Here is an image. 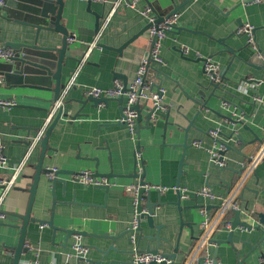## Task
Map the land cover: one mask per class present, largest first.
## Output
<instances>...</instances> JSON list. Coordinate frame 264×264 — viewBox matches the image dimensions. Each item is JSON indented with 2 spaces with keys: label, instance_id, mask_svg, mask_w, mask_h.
<instances>
[{
  "label": "crops",
  "instance_id": "obj_1",
  "mask_svg": "<svg viewBox=\"0 0 264 264\" xmlns=\"http://www.w3.org/2000/svg\"><path fill=\"white\" fill-rule=\"evenodd\" d=\"M116 1H64L62 24L75 38L72 42L75 51L73 56L80 60H67L63 69L62 82L66 85V90L62 92L61 98H65V101L86 99L88 96L85 92L88 88L108 89L116 82L124 83V78L130 85L137 77L141 60L148 57L151 49L148 30L122 49L120 54L114 50L121 48L147 26L136 11L117 9L101 31ZM185 1L142 0L138 6L143 8L154 4L167 10L172 6H180ZM262 1L193 0L179 10L177 28L191 32H170L163 41L161 55L164 65L153 66V73L154 84H160L165 90L162 101L165 107L158 110V119L149 128L146 121H143L140 138L133 137L126 127L116 125L122 111L116 100L102 103L98 109H91V104H88L83 112H90V117L73 122L69 119L60 121L51 134L43 168L74 173L90 171L96 174L98 171L103 176L113 171L118 176L110 178L114 185L105 191L75 182L70 174L59 175V181L65 185L58 182L52 188L47 176L42 175L32 218L43 224L53 221L58 229L53 230L48 223L44 227L38 222L30 223L26 239L28 251L22 255L20 264L34 261L39 264H77L78 258L73 250L76 239L65 230L84 234L81 242L90 250L88 260L99 261L101 254L98 250L112 245L116 249H128L132 252L125 255L111 252L108 257L112 261L119 262L116 264H132L134 250L137 248L139 252L145 253L148 241L143 239L138 243V234L136 244L128 242L134 206L133 197L126 192L125 187L140 184V176L143 174L146 185L168 188L164 192L151 190L152 202L161 201L165 204L156 209L158 216L155 225L161 229L160 236H168L171 241V245L164 244L161 247L160 254H171L179 244L177 264L181 261L185 264L203 230L202 210L205 209L211 217L214 216L228 194L227 184L234 186L239 180L243 163L255 155L264 140V65L258 58L253 59L255 53L248 45L247 36H239L237 33L241 27L239 20H242L243 25L253 26L256 29L254 36L257 45L264 52V0ZM9 2L15 4L18 1ZM95 14L102 16L99 30L96 29ZM20 22L24 20L2 12L0 40L3 46L10 42L34 43L36 30ZM48 37L54 39L50 46L60 48L63 37L45 31H41L38 45L49 46L45 42ZM222 39L224 43H219ZM95 42H98L97 47L91 48ZM223 44L235 53L227 51ZM182 46L190 48V58L181 56L179 49ZM195 52L211 57L221 66V71L230 66L226 76L233 84L224 83L228 93L219 90L214 92L209 85V77L204 72L203 63L194 57ZM0 78L3 81L0 85V98L15 100L17 103L11 109L0 111V143L9 162V168H0V176L11 179L15 174L13 168L26 161L21 172L16 174L15 186L6 194L1 207L7 217L0 220V264H13V248L17 247L21 234L15 226L22 225V221L15 215L24 216L27 211L29 187L41 159V143L34 148L28 160L26 156L49 116L46 110H51L53 105L46 101L52 98L50 92L40 91L35 85L23 86L6 82L1 75ZM245 79H255L258 83L254 89L244 91L238 83ZM213 93L223 97L225 102L211 97ZM204 95L208 100V107L201 111L202 106L197 100H203ZM146 113L145 111L144 114ZM211 129H219V140L233 147V150L225 154L223 170L217 168L211 158L210 152L215 147V142L209 135ZM237 135H240L242 143L236 139ZM232 136L233 139H230ZM185 140L189 146L186 149L188 156L181 171L184 152L181 145ZM138 144L144 169L142 173L136 170L135 174ZM177 186L182 191L186 190L190 197L182 199L181 214L174 205L178 201ZM206 187L211 189L215 199L196 197ZM1 195L0 188V197ZM238 201L239 208L243 209V220L247 216L245 208L255 211V205L264 201V159L246 183ZM226 220H234L232 211ZM246 220L253 226L259 225L257 217ZM182 223L186 225L178 237ZM141 228L145 236L157 233L145 220L141 223ZM104 234L112 236L114 242L98 237ZM229 234L230 230L222 225L213 235L215 245L209 251L215 264H236V253L226 242ZM233 242L242 259L259 242L260 249H255L244 264H264V236L261 232L238 228ZM152 248H155V242L152 243ZM109 262L106 260L104 264Z\"/></svg>",
  "mask_w": 264,
  "mask_h": 264
},
{
  "label": "water",
  "instance_id": "obj_2",
  "mask_svg": "<svg viewBox=\"0 0 264 264\" xmlns=\"http://www.w3.org/2000/svg\"><path fill=\"white\" fill-rule=\"evenodd\" d=\"M18 2L15 4H11L9 0H7V6L0 11V16H2V12H6L7 15H11L15 19H22L24 22H20L24 26L32 27L36 30V35L34 39L33 44H26V43H8L5 47L11 48L16 51V56L8 61H0V75L5 78L6 82H12L14 84L18 85H23V86H38L40 91L44 92H50L52 94L51 100H46L49 103H52L54 105L55 102H57L61 98V94L63 91L66 90V85L63 84L62 82V72L65 67L66 61H74V62H79L80 60L76 57L73 56L74 48L72 47V43L69 42V38L72 36L69 34L68 29L62 24V16H63V8H64V1L65 0H17ZM193 0H186L183 4L180 6H175V7H169L167 10L160 8V6L156 7L154 4H149L153 7L155 13L158 15L159 22L164 21L166 18L177 14L179 10H181L184 6H186L188 3H190ZM256 2V0H253ZM90 2V1H89ZM90 4V3H89ZM96 15V29L99 30V25H100V19L102 18L101 15L95 14ZM240 26H243L242 20H239ZM150 26L147 25L144 30L136 35L134 38H132L129 42L124 44L121 48L119 49H114L116 52L119 54L121 53L122 49H124L128 44L133 42L135 39L139 38L142 36L147 30H149ZM180 30H185V31H190L186 30L184 28L180 29L175 27L172 32H178ZM41 31H45L48 33H56L60 34L63 39H62V44L60 48L52 47L50 46L51 44L54 43V39L51 37H48L45 42L49 46H40L38 45L39 37ZM191 32V31H190ZM256 29H254V35H255ZM239 36H243L240 35ZM256 39V38H255ZM219 43H224L223 39L219 40ZM227 48V51H231V53H235L233 49L229 48L226 46V44H223ZM105 49H111L106 46H102ZM263 52V51H262ZM264 53V52H263ZM184 58V57H183ZM257 56H254L253 59H256ZM263 65V64H262ZM151 67V66H150ZM152 68H154L152 66ZM230 66L227 68H223L221 73L219 74L218 78L214 77L213 79L209 78V85L213 88L214 92L219 90L220 92L228 93V90L224 88V83H229L233 84V82L226 76L227 72L229 71ZM161 75V72L159 73ZM220 79V81H218ZM124 93L129 91V84L127 80L124 78ZM254 82H258L257 80L254 79ZM30 86V87H31ZM153 87L155 88H161L160 84H154ZM257 94V91H255ZM204 99H198L197 102L202 106V109H206L208 106V100H206V96H203ZM211 97H216L220 98V100L225 102L224 98L221 96H217L214 93L211 95ZM65 99V98H64ZM111 100H116L119 102L121 106V117L123 116V111L125 110V96H121L120 98L117 99H96L93 97H87L86 99H72V100H67L63 102L61 105L60 109L58 110L54 120L52 121L51 125L48 127L46 134L41 142V159L39 161V164L36 166V173L33 178V183L29 187V193H30V200H29V205L27 208V211L24 216H18L15 215L20 221H22L21 226H15V228L19 229L21 231L20 237L18 239V244L16 248H13L14 250V263L13 264H20L22 255L25 254L28 251V248L26 246V239H27V230L28 226L30 223L33 222H38L41 225H48L55 231H57L58 228H56L53 224V221H49L46 224H43V222L36 220L35 218H32V209L33 205L37 196L38 188L42 180V175H48L52 173V170L45 169L43 168V162L44 159L47 155V151L49 150V141L51 134L55 127L60 123L62 119H69L70 121H76L79 118L83 117H90L91 113L86 112L84 113L83 111L85 108L90 105L91 109H98L100 104L102 103H109ZM148 104H140L138 103L137 105L134 106V110L137 111L138 117H137V131H136V136L140 138V132L142 127V123L145 120L146 123L149 125L152 124L153 122H156L158 119V110L164 109L165 106H162L159 108L154 107L152 109L147 108ZM47 113H49L51 110L48 109L46 110ZM145 111L147 112L146 114ZM115 125V124H114ZM118 126H123L126 127L125 124L122 123H116ZM233 139V136L230 138ZM236 139L238 142L242 143L240 135L236 136ZM227 145V144H226ZM138 148L136 151L140 152V144L137 146ZM183 148L184 152L182 155L181 159V171L184 166V160L188 156L186 153V149L188 146L187 140L184 141L183 145H181ZM233 150L232 146L227 145V151L222 153L223 156L228 151ZM220 170H223V167L217 166ZM137 173L136 168H135V174ZM241 171L239 172L240 175ZM64 174H70L71 176L74 175V172H66V171H58L55 173V177L53 179H49L48 176V183L51 184L55 188L56 184L59 181L58 177L59 175H64ZM98 177H106L108 179L116 177L118 175H115L113 171L110 172V174H107L105 176L101 175L98 171L95 174ZM120 177H126V176H120ZM141 186H145V174L140 176ZM63 185L64 182H61ZM179 185V184H178ZM228 185V193L230 192L232 186L231 184ZM179 186H177L178 188ZM97 189L105 190L108 191V187H94ZM181 193L178 192V201L174 203V205L178 208L179 213L181 214L182 212V207H181ZM146 202V203H145ZM165 204H163L161 201L154 203L151 200V190H146L145 188H142L139 192V207L138 211L141 213L144 209L147 211L146 214L141 215V222H140V227L138 229V243H140L143 239H146L148 241V246L147 249L145 250V253H151L154 255L160 254V250L162 249L161 247L166 245H171L170 238L168 236L162 237L160 236V227L155 225V220L158 216L157 214V208L164 207ZM256 210L251 211L249 208H245V212L247 213L246 218L243 220V209L241 208L236 211H232L234 213V220L231 222L232 227L230 230V234L228 237V240L226 241L229 243L232 247V250L236 253V264H244V261L246 258H248L255 249H260V244L261 240L255 245L252 246V250L247 254V256L242 259L240 253L234 248V242H233V236L234 233L238 228L246 229L248 231H259L263 234L264 236V229L262 226H264V211L262 212L261 209L264 210V201L260 204L255 205ZM199 211V209H198ZM257 217L259 219V225L258 226H253L252 224H249V222L246 220L248 218H253ZM182 219V217H181ZM146 221L151 229H155L157 233L155 235L151 236H145L143 235V229L141 228V223L143 221ZM184 223L181 224L180 226V233L178 237L181 235V230L184 227ZM191 225H195V223H191ZM66 233H71L72 235L74 234H81L84 236L83 233L81 232H73V231H68L65 230ZM125 236V235H124ZM100 239L103 240H109L114 242V238L108 234H104L101 236H98ZM128 242H132L131 239H128ZM155 242V248H152V243ZM244 243H249L246 241H243ZM178 243V242H177ZM251 244V243H249ZM98 252L101 254V258L99 261H91L88 260V258H79L77 259V264H81L82 262H88V263H93V264H104L106 260L110 261L108 264H116L119 263L118 261H115L110 259L109 254L111 252L115 253H121V254H130L132 252L128 251V249L124 250H119L114 248V246H109L107 249H102L98 250ZM178 254H179V244H177L171 254H161L163 257H165L167 260H170V263L163 262L161 264H177V259H178ZM202 260L199 261L198 264H201ZM156 264V263H152ZM178 264H183V262H179Z\"/></svg>",
  "mask_w": 264,
  "mask_h": 264
},
{
  "label": "built area",
  "instance_id": "obj_3",
  "mask_svg": "<svg viewBox=\"0 0 264 264\" xmlns=\"http://www.w3.org/2000/svg\"><path fill=\"white\" fill-rule=\"evenodd\" d=\"M94 3H105L106 0H87ZM142 0H117L115 3V7L110 14L105 19L104 26L101 28V31L106 27L108 22L110 21L113 13L116 12L119 8H127L136 11L139 15L143 17L146 21L147 25L150 26L148 30V38L150 42V53L148 57L143 58L139 64L137 77L136 79L128 86L129 91L124 93V85L122 82H116V84L108 89L102 88H88L86 90V95L88 97H93L96 99H117L121 96H125V110L123 111V116L117 120V123H122L126 125V129L128 132L134 137H136L137 131V111L134 110V106L138 103L140 104H148L147 108L157 107L160 109L162 107L163 96L165 94V90L161 88L153 87L154 85V73L152 66L164 65V60L161 55L163 41L167 37V34L172 32L175 27H177L179 15L174 14L164 21L159 22L158 15L155 13L153 7L151 5H146L143 8H139V3ZM256 2L261 3L262 0H256ZM7 6V0H0V11L3 10ZM254 27L250 24H245L241 26L237 33L240 35H246L248 38V45L251 47L255 53V56L262 62L264 65V53L260 50L257 45L255 36H254ZM100 36V34H99ZM75 38H69V42H74ZM98 42L93 43L90 47H97ZM181 56L184 58H190L191 50L186 46H182L179 49ZM16 56V51L3 46L0 40V61L8 62L12 60ZM194 57L197 61L203 63V69L205 74L213 79L214 77L219 76L221 73V66L213 61L211 57H205L200 52H195ZM151 66V67H150ZM220 81V79H218ZM3 83L0 78V85ZM258 82H254V79H245L240 81L238 84L244 91H249L250 89H254L255 84ZM64 102V98H60L57 102L52 106L51 111L49 112V116L43 126V128L38 132V135L33 140L30 150L26 156V160H28L34 148L39 145L48 129L54 120L58 110ZM226 104V103H225ZM264 104V103H263ZM17 105L15 100L3 99L0 98V111L11 109ZM209 135L213 138L215 142L214 150H212L211 158L213 162L219 167H225V156L222 153L227 151L226 143H223L219 140L220 130L219 129H211L209 130ZM198 145V144H196ZM264 159V140L262 141L258 151L255 155L245 161L242 165V172L240 174L239 180L232 186L230 192L223 199L221 206L217 209L214 216H210L208 211L205 209L202 210V214L204 215V221L202 224V233L198 237L195 242V245L190 252L187 261L185 264H196L200 260H202L203 264H215V260L210 255V248L215 245L213 240V235L215 231L221 227L222 225L226 227L228 230H231L232 224L231 222L226 220L227 215L231 211L239 210V197L241 193L244 191L246 183L255 173L256 168ZM26 161L19 163L13 168L15 170V174L11 179L0 176V188L2 189V195L0 197V220H5L7 215L1 210L3 200L6 194L13 189L16 183V174L18 175L23 167L25 166ZM9 162L5 156L3 145L0 143V168L7 169ZM135 168L138 172H143V160L141 156V152H135ZM59 170L56 168L52 169V173L48 174L49 179H53L55 177V173ZM72 179L75 182H79L86 186L93 187H112L114 184L110 182V179L106 177H98L94 173L90 171H81L72 175ZM142 188L146 190H158V191H168V188L162 186H150L145 185L141 186L140 184H131L125 187L126 192L130 193L133 197V206H134V217L131 222V226L129 228V234L132 243L136 244L138 229L140 227L141 215L146 214L147 211L144 209L141 213L138 211L139 207V192ZM178 192L181 193L182 199H188L189 194H187L186 190L182 191L180 188H176ZM201 196L203 198L215 199V195L212 193L211 189L206 187L200 190L196 197ZM44 227V225H41ZM76 239V243L73 246V250L75 252L76 257L86 258L90 252L88 247H85L82 242L81 234H74ZM163 262L170 263V260H167L161 254L154 255L151 253H141L136 248L134 250L133 261L132 264H161ZM28 264H39L38 261H34Z\"/></svg>",
  "mask_w": 264,
  "mask_h": 264
}]
</instances>
